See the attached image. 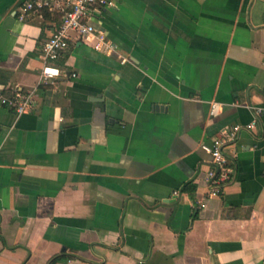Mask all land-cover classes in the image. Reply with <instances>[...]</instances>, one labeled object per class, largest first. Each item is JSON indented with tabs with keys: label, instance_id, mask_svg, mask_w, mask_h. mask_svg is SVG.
Here are the masks:
<instances>
[{
	"label": "crops",
	"instance_id": "obj_1",
	"mask_svg": "<svg viewBox=\"0 0 264 264\" xmlns=\"http://www.w3.org/2000/svg\"><path fill=\"white\" fill-rule=\"evenodd\" d=\"M29 1L0 0V264H264V0H117L93 21L129 61L74 39L55 85L63 13ZM235 124L210 196L202 144Z\"/></svg>",
	"mask_w": 264,
	"mask_h": 264
},
{
	"label": "built area",
	"instance_id": "obj_2",
	"mask_svg": "<svg viewBox=\"0 0 264 264\" xmlns=\"http://www.w3.org/2000/svg\"><path fill=\"white\" fill-rule=\"evenodd\" d=\"M116 3L117 0H54V2L38 0L26 2L22 6L21 19L43 6H56L63 13L60 25L42 43L43 67L40 84L55 85L57 83L58 78L62 75V69L55 62L70 47V43L74 39L89 44L94 50L101 53H117L123 63L129 61L128 57L119 53L116 43L93 21V18L100 15L103 9L115 7ZM73 76H76V74H73ZM35 93V90L26 92L17 90L13 97H2L1 101L3 104L13 107L18 114H22L32 107ZM220 112L221 104L217 101L213 102L210 114L218 116ZM261 112V109H255L257 118H259ZM254 127L255 122L246 126L248 129H254ZM244 128L241 124H235L224 129L220 135L213 139L211 144H202V148L211 155L213 165L208 173L210 196L220 194L223 187L233 179L234 167L231 164V157L226 152V146L235 142ZM232 156L235 159L238 157V153L235 152ZM202 206H205V204L202 203Z\"/></svg>",
	"mask_w": 264,
	"mask_h": 264
},
{
	"label": "trees",
	"instance_id": "obj_3",
	"mask_svg": "<svg viewBox=\"0 0 264 264\" xmlns=\"http://www.w3.org/2000/svg\"><path fill=\"white\" fill-rule=\"evenodd\" d=\"M195 189H196V186L194 184H192V183H188L184 187V190H186V191H188L190 193L194 192Z\"/></svg>",
	"mask_w": 264,
	"mask_h": 264
}]
</instances>
